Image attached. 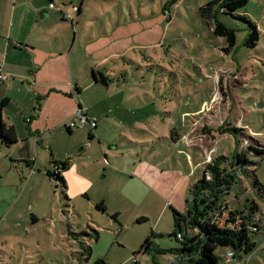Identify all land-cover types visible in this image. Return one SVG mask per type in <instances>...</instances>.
I'll return each mask as SVG.
<instances>
[{
  "label": "rangeland",
  "instance_id": "obj_1",
  "mask_svg": "<svg viewBox=\"0 0 264 264\" xmlns=\"http://www.w3.org/2000/svg\"><path fill=\"white\" fill-rule=\"evenodd\" d=\"M208 1L53 0L42 21L58 31L49 50L30 54L40 66L35 90L60 83L80 92L70 99L43 93L35 124L44 143H0V264H171V249L181 246L170 234L171 208L187 214L207 161L229 168L236 148L252 162L249 178L238 169L223 199L243 213L253 201L264 218V0L218 14L234 29V46L199 15ZM237 15L259 31L254 47L243 44L250 26ZM92 67L106 85L93 81ZM72 104L95 128L77 110L69 114ZM36 158V169L26 164ZM51 158L66 162L65 187L45 174ZM257 235L253 251L241 252L244 261L224 263L228 248H216L218 264H264ZM147 236L152 244L141 248Z\"/></svg>",
  "mask_w": 264,
  "mask_h": 264
},
{
  "label": "trees",
  "instance_id": "obj_2",
  "mask_svg": "<svg viewBox=\"0 0 264 264\" xmlns=\"http://www.w3.org/2000/svg\"><path fill=\"white\" fill-rule=\"evenodd\" d=\"M52 2L50 0V3ZM246 2L247 0H210L199 6L198 12L204 21L212 24L211 31L214 35L224 37L228 46H234V29L219 20L218 14L222 12L234 15ZM167 5L168 3H164L162 6L164 13L169 12H166ZM79 7L78 13L80 12ZM237 16L250 26L243 44L247 47H254L259 39V31L250 19L245 16ZM91 70L93 81L98 83L95 69L92 67ZM100 73L106 79L101 71ZM6 103L7 99L4 98L0 102V106H4ZM70 121H74V119L72 118ZM85 124H87V121L83 123V125ZM72 127L69 124L65 125L68 132L71 131ZM16 140L13 127L6 124L0 115V143L7 146L15 143ZM233 160L230 167L227 168L218 163L219 159L210 158L205 169H203L201 178L189 190L190 201L187 202V214L171 208L174 225L170 234L177 240L179 239L181 243L180 247L171 250L176 254H193L194 256L190 257V260L194 264H218L219 257L216 255L215 249L222 246L233 250L236 254L241 251L247 253L251 250L252 244L249 242V233L255 225V218L259 210L258 205L252 201L247 213H243L241 210L233 211L226 200L223 199V195L235 185L238 179V169L245 172L249 178V171L245 168V165L252 164V162L247 160L244 151L237 150V148ZM50 163L53 164V170L46 169L45 174L49 178H55L62 187H65L61 169L66 166V162L51 158ZM26 164H29V161H26ZM254 185L260 189L256 179ZM97 207L104 210L102 203H98ZM191 226L196 227L198 232L187 235V228ZM262 230L264 232V226ZM153 234L155 233L151 235ZM151 244V237L147 236L141 244V248L148 249ZM137 253L138 251L134 252L133 255L135 256ZM133 261L135 263L136 259L133 258ZM92 264L106 263L103 258H96Z\"/></svg>",
  "mask_w": 264,
  "mask_h": 264
},
{
  "label": "crops",
  "instance_id": "obj_3",
  "mask_svg": "<svg viewBox=\"0 0 264 264\" xmlns=\"http://www.w3.org/2000/svg\"><path fill=\"white\" fill-rule=\"evenodd\" d=\"M49 3L50 0H0V68L4 73V78L0 80V102L4 98L7 99V103L0 106V115L6 124L13 127L16 141L25 139L30 143L33 140L32 138L36 137V144L44 143L43 138L39 137V131L42 128L35 124L42 111L43 93L49 95L51 92H56L70 99L75 96V93L79 94L80 92L76 85L69 84L66 87L60 86V83H58L53 84L51 88L46 90H37L36 93L35 80H37L36 74L40 66L35 67L36 64L30 58V54L33 53L36 46L46 47L49 50L51 46L50 38L54 32L58 31L57 25L50 28L42 21L51 18L54 11V2H52V7H49ZM78 6L75 16L80 13H78ZM79 8L81 10V6ZM57 11L61 12V9ZM40 12L42 17L39 19L38 14ZM61 13L63 19L72 18L68 12L62 11ZM54 38L56 42L61 41L58 37ZM46 61H51L49 56H47ZM74 89L76 92H74ZM76 110L72 104L69 108V114L72 115ZM19 148L20 146H18ZM29 164L33 169H36L39 161L36 158L29 161ZM254 226L256 229H252L249 233V242L252 246L251 250L247 251L248 254L257 246V234L262 233L264 236L262 230L264 218L261 215L256 216ZM196 232V227L191 226L187 228L186 233L187 235H193ZM227 251L233 250L227 249ZM261 251L264 255V248H261ZM241 252H238L239 254L233 252L234 256L229 258L224 253L223 262H231L236 258L244 261ZM243 254L246 253L243 252ZM193 256V254L188 253L176 254L169 261L171 264H191L190 257Z\"/></svg>",
  "mask_w": 264,
  "mask_h": 264
},
{
  "label": "built area",
  "instance_id": "obj_4",
  "mask_svg": "<svg viewBox=\"0 0 264 264\" xmlns=\"http://www.w3.org/2000/svg\"><path fill=\"white\" fill-rule=\"evenodd\" d=\"M53 4L52 3H49V7H52ZM66 17H68V15H66ZM0 66H1V63H0ZM4 78V73L1 71V68H0V80ZM76 118H78L82 123H84L85 121H87V123L92 127L94 128L96 126V120L93 118V119H88V117L86 116V114L83 112V110L78 106V109H77V112H76ZM70 126H76V121H70L68 123ZM253 230L256 229V227H252ZM225 256L227 258L229 257H233L234 256V253L233 251H227L225 253ZM135 264H139L138 262L135 261Z\"/></svg>",
  "mask_w": 264,
  "mask_h": 264
},
{
  "label": "water",
  "instance_id": "obj_5",
  "mask_svg": "<svg viewBox=\"0 0 264 264\" xmlns=\"http://www.w3.org/2000/svg\"><path fill=\"white\" fill-rule=\"evenodd\" d=\"M171 3H172V1H170V2L168 3V5H167V7H166V12L169 11V7H170ZM43 11H44V9H43ZM41 12H42V11H41ZM41 12L39 13V17H40V18L42 17V16H41ZM96 77H97V79H98V83H101V84H103V85H106V84H107L106 79L104 78V76H103L100 72H99L98 74H96Z\"/></svg>",
  "mask_w": 264,
  "mask_h": 264
}]
</instances>
